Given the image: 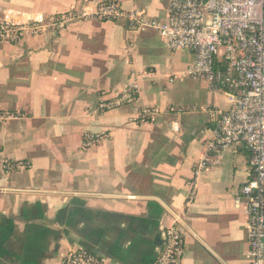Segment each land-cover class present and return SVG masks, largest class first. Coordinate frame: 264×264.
I'll return each instance as SVG.
<instances>
[{
  "label": "crops",
  "instance_id": "crops-1",
  "mask_svg": "<svg viewBox=\"0 0 264 264\" xmlns=\"http://www.w3.org/2000/svg\"><path fill=\"white\" fill-rule=\"evenodd\" d=\"M100 1L0 0V20L49 23ZM114 1L158 21L171 3ZM194 59L172 52L153 28L94 17L0 42V111L18 115L0 123V264H62L73 248L107 264H152L178 220L182 264H251L245 204L236 202L251 155L207 151L218 126L212 112L230 103L204 77L184 74ZM131 82L135 101L97 111ZM145 107L158 109L156 121H137ZM87 132L106 137L85 149ZM5 160L22 165L7 174Z\"/></svg>",
  "mask_w": 264,
  "mask_h": 264
},
{
  "label": "built area",
  "instance_id": "built-area-1",
  "mask_svg": "<svg viewBox=\"0 0 264 264\" xmlns=\"http://www.w3.org/2000/svg\"><path fill=\"white\" fill-rule=\"evenodd\" d=\"M91 4L78 13L56 15L49 23L40 18L17 22L7 16L0 20V42L20 43L30 36L56 32L73 20L94 17L125 21L130 29L153 28L166 39L172 52L192 51L194 62L184 74L204 77L211 91H226L230 103L228 109L212 112L218 126L215 137L206 145L207 151L220 154L245 147L250 152L248 179L236 202L245 204L251 264H264V0H171L165 21L149 19L141 10L124 9L114 0ZM137 96L138 85L131 82L120 94L100 101L97 111L106 113L135 101ZM158 113L157 108L145 107L137 121L154 122ZM16 116L0 111V123ZM105 137L104 132H87L83 147L92 148ZM210 162L206 156L195 165L192 195L198 176ZM21 165L5 160L3 169L9 174ZM184 255L185 236L178 220L166 229L163 247L152 264H182ZM62 264L107 263L93 252L73 248L63 255Z\"/></svg>",
  "mask_w": 264,
  "mask_h": 264
}]
</instances>
